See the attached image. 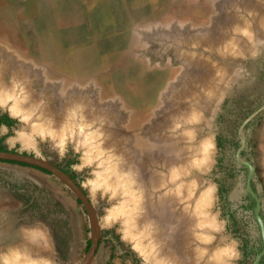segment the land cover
<instances>
[{"label": "rangeland", "instance_id": "rangeland-1", "mask_svg": "<svg viewBox=\"0 0 264 264\" xmlns=\"http://www.w3.org/2000/svg\"><path fill=\"white\" fill-rule=\"evenodd\" d=\"M58 1L13 0L6 7L10 28L0 30V82L28 102L22 108L25 117L11 114V99L0 104V114L14 123V137L21 140L10 152L47 161L78 185L94 210L96 252L100 248L106 264L121 257L131 264H153L135 250L131 236L123 237V210L132 202L120 193L115 170H129L151 200L162 193L169 197L174 186L164 159L183 156L189 168L181 176V191L186 195L191 186L198 195L211 192L205 215L227 237L215 249H232L229 264H264V0H91L90 27L80 21L85 27L75 31L79 36L56 28L66 22ZM245 24L250 35L242 32ZM43 116L54 118L59 127L40 134L34 127ZM81 119L85 123L79 126ZM205 137L211 146L203 161V149L197 148ZM194 151H200L195 153L199 164L190 158ZM47 174L52 181L45 180L44 187L51 186L53 193L49 202L42 199L43 210L50 205L53 214L62 215V204L70 207L71 202L84 218V249L68 263L80 264L90 244L89 217L72 191ZM163 178L169 187L160 186ZM111 210L114 218L108 216ZM214 232L208 233L212 242ZM3 248L0 243V257L8 253Z\"/></svg>", "mask_w": 264, "mask_h": 264}, {"label": "bare ground", "instance_id": "bare-ground-1", "mask_svg": "<svg viewBox=\"0 0 264 264\" xmlns=\"http://www.w3.org/2000/svg\"><path fill=\"white\" fill-rule=\"evenodd\" d=\"M248 9V7H247ZM251 9V8H250ZM254 9V8H253ZM259 11V10H258ZM263 12V11H262ZM248 13V12H247ZM256 13V11H255ZM260 13L258 12V15ZM257 15V16H258ZM262 18V17H261ZM260 19V18H259ZM264 18H262L263 20ZM246 21V20H245ZM241 22V21H240ZM260 22V20H259ZM243 24L245 22H242ZM249 25V23H247ZM234 26V25H233ZM242 26V25H241ZM240 26V27H241ZM235 27V26H234ZM243 27V26H242ZM236 29V28H233ZM240 30V28H238ZM237 29V30H238ZM251 30V28H250ZM233 31V30H232ZM241 31V30H240ZM239 32V31H238ZM242 32L245 34H249V27L245 24V26L242 28ZM251 32V31H250ZM227 35V34H226ZM239 37V36H238ZM247 37V36H245ZM250 38V36H248ZM247 37V38H248ZM229 38V37H228ZM242 38V37H241ZM199 39V38H198ZM232 39V38H231ZM226 40V39H225ZM232 41V40H231ZM234 41V40H233ZM230 42V41H228ZM236 42V41H235ZM227 43V41H226ZM231 43V42H230ZM234 45V42L231 43ZM217 45V44H216ZM227 46V44H225ZM230 45V44H229ZM228 45V46H229ZM232 45V46H233ZM227 47H225L226 49ZM234 48V47H233ZM218 49V48H217ZM230 49V48H229ZM228 49V50H229ZM233 50V49H231ZM225 52V51H224ZM233 52V51H232ZM235 52V51H234ZM226 53V52H225ZM228 53V52H227ZM208 60V59H207ZM209 65V64H208ZM212 65V64H211ZM219 69H222L220 67H218ZM211 69V68H210ZM218 69V70H219ZM212 70V69H211ZM214 70H217L216 68ZM217 70V71H218ZM221 71V70H220ZM206 72V71H205ZM219 72V71H218ZM217 72V73H218ZM211 73V72H210ZM216 73V71H215ZM214 74V73H213ZM219 74V73H218ZM216 77V76H215ZM214 78V77H213ZM217 78V77H216ZM218 79V78H217ZM215 80V79H214ZM187 81V80H186ZM4 83V84H3ZM10 83V82H9ZM212 84V83H211ZM10 85V84H9ZM13 85V84H12ZM208 86V84H206ZM205 85V86H206ZM13 87V86H12ZM211 88V87H210ZM207 89V87L205 89H207L209 92V89ZM16 90V89H15ZM21 91V90H20ZM18 92H13L12 89L6 84V82H0V104H4L5 102H7L8 100H12V104L8 105L10 107L9 111L11 112L12 115H21V117H25V115H27L23 110L24 107L28 104V102L24 101V96H20V94H17ZM210 94V93H209ZM20 96V97H19ZM171 96V95H170ZM209 96V95H208ZM194 98V97H193ZM32 99V98H30ZM197 101V100H196ZM31 102V101H30ZM27 103V104H26ZM30 104V103H29ZM76 104V103H75ZM33 106V104H31ZM35 106V105H34ZM23 108V110H22ZM195 108V107H194ZM189 109V108H188ZM192 109V108H190ZM189 109V110H190ZM197 109V108H196ZM21 110L23 112H21ZM187 110V109H186ZM194 110V109H192ZM60 111V110H59ZM70 111V110H69ZM72 111V110H71ZM195 111V110H194ZM194 111H192V113L194 114ZM32 112V111H31ZM36 112V111H35ZM44 112V111H43ZM183 112V111H181ZM197 111H195L196 114ZM199 112V111H198ZM169 113V112H168ZM190 113V116L192 117L193 115H191L192 113ZM189 113H185L186 115ZM184 114V115H185ZM194 114V116H195ZM199 113H197L196 115H198ZM71 115V114H70ZM183 115V114H182ZM185 115V116H186ZM39 116V115H38ZM44 117V116H43ZM81 117V115H80ZM83 117V116H82ZM189 117V116H188ZM42 118V117H41ZM41 118H39V120H41ZM57 118V117H56ZM181 118V117H180ZM193 118V117H192ZM195 118H197L195 116ZM84 119V117H83ZM81 119L79 123L80 125H83L85 122V120ZM86 119V118H85ZM182 119V118H181ZM187 120V118H185ZM55 119L51 118V117H47V118H43V122L39 123L38 125H36V127H34L36 129V131L41 133H45L47 132L48 134L51 132V130L53 128H58L57 127V123L53 122ZM57 120V119H56ZM197 120V119H196ZM180 121V120H179ZM184 121V120H183ZM181 121V122H183ZM193 121V120H192ZM39 122V121H37ZM41 122V121H40ZM51 122H53V124H51ZM67 122V121H66ZM74 122V121H73ZM191 122V121H189ZM188 122V123H189ZM196 122V121H195ZM75 123V122H74ZM77 123V124H78ZM174 123V122H173ZM180 123V122H179ZM184 123V122H183ZM186 123V121H185ZM43 124L46 127V130L43 129ZM65 124H69L71 127L72 126V122H67ZM164 124V123H163ZM86 125V124H85ZM88 125V124H87ZM189 125V124H188ZM140 126V125H139ZM165 126V125H164ZM175 126V125H174ZM63 127V125H62ZM65 127V126H64ZM68 127V126H67ZM86 127V126H85ZM80 128V127H79ZM185 127H182V129ZM63 128H61L62 130ZM65 129V128H64ZM71 129V128H70ZM69 129V130H70ZM141 129V128H140ZM67 129H65L66 131ZM184 130V129H183ZM60 131V129H59ZM58 131V132H59ZM68 131V130H67ZM71 131V130H70ZM180 131V130H179ZM185 131V130H184ZM183 131V133H184ZM37 132V134H38ZM95 132V131H94ZM193 132V131H192ZM196 132V131H195ZM53 133V132H52ZM55 133V132H54ZM53 133V134H54ZM132 133V132H131ZM137 133V131H136ZM177 133V132H176ZM186 133V131H185ZM191 133V132H190ZM23 134V133H22ZM59 138H60V144H61V139H63V134L59 132ZM94 134V133H93ZM98 134V133H97ZM134 134V133H133ZM180 134V132H179ZM89 135V133H88ZM138 135V134H137ZM177 134H175L176 137ZM184 135V134H183ZM192 135V134H191ZM190 135V136H191ZM22 136V135H21ZM25 136V135H24ZM51 136V135H50ZM55 136V135H54ZM187 136V135H186ZM96 137V136H95ZM148 137V135H147ZM178 137V136H177ZM181 137V136H179ZM24 138V137H22ZM84 138V136H83ZM89 138V137H86ZM135 138V137H134ZM138 138V137H137ZM162 138V137H161ZM174 137H172L171 139L173 140ZM182 138V137H181ZM193 138V137H192ZM204 138V137H203ZM85 139V138H84ZM170 139V140H171ZM175 139V138H174ZM177 141H181L179 140V138H177ZM191 139V138H190ZM24 140V139H23ZM57 140V139H56ZM88 140V139H87ZM164 140V139H163ZM169 140V141H170ZM109 141V140H108ZM148 141V140H147ZM150 143L152 141L149 140ZM21 142V141H20ZM33 142V141H32ZM58 142V141H57ZM113 142V141H112ZM116 142V141H115ZM28 143V142H27ZM99 143V142H98ZM166 144V143H165ZM170 144V142H169ZM91 145V144H90ZM110 145V144H109ZM113 145V144H112ZM138 145V144H137ZM26 146V145H25ZM89 146V145H88ZM161 146V145H160ZM174 146V145H173ZM183 146V145H182ZM196 146V145H195ZM210 140L209 138L205 137V140L203 142L200 143V145L198 146L197 149H199L200 151L203 149V151H201L203 153V157H201V160H208L209 159V148H210ZM108 148V147H107ZM184 149V147H182ZM191 148V146H190ZM189 148V149H190ZM150 149V148H149ZM194 149V148H193ZM119 150V149H117ZM140 150V149H139ZM159 150V149H158ZM174 150V149H173ZM176 150V148H175ZM99 151V150H98ZM149 151V150H148ZM157 151V150H156ZM160 151V150H159ZM165 151V150H164ZM199 151V153H200ZM87 152V151H86ZM101 152V151H100ZM103 152V151H102ZM171 152V151H170ZM193 152V151H192ZM89 153V152H88ZM96 153V152H95ZM164 153V152H163ZM175 153V152H174ZM199 154L197 151H194V155ZM102 154V153H101ZM108 154V153H107ZM121 154V153H119ZM181 154V153H180ZM190 154V153H189ZM116 155V154H115ZM138 155V154H137ZM162 155V154H161ZM172 156V154H170ZM169 155V156H170ZM187 154H185L184 157ZM155 156V155H154ZM165 156V155H163ZM167 156V155H166ZM192 156V155H191ZM198 156V155H196ZM190 157L192 158V161L196 162V164L200 163L201 160L199 159L200 156L196 157ZM109 157V155L107 156ZM123 157V156H122ZM161 157V156H160ZM196 157V158H195ZM200 160V162L198 161V159ZM89 159V158H88ZM107 159V158H106ZM110 159V158H108ZM162 160L164 159L161 158ZM193 159H197L196 161ZM137 160V159H136ZM99 161V160H98ZM111 161V160H110ZM191 161V160H190ZM86 162V161H85ZM109 162V161H108ZM164 166L167 168L168 170V177L169 180L171 181V185L174 186L173 188V192H175L172 195L175 196H169L166 197L164 193H162V196H158L156 197V199L151 200L150 197V193L149 196H145L144 194H148L145 193L140 189L141 187L139 186V182L137 183L136 178L133 179V177H130L132 175H128L127 171H125V167L123 165V170L122 171V166H121V170H115L119 171L116 173H120L119 176L116 175V177H119V182H121L120 184V188H123V192L120 193H125V195L127 196L128 194V198L129 200H131L132 202V206L129 209H125L123 210V212L126 214L124 221H122V223L124 224L125 228H122L123 231V237L128 238L130 237V240L133 242V247L135 248V250H137L141 255H144V257H146L145 259H148L150 261V263L152 262L153 264H229L228 261L233 258L232 255V249L227 245V247L224 248H218L215 249L218 246L221 245H225L227 242V237L225 235H223L221 233V229L218 225L214 224V219L211 218L210 216L207 217L205 214L207 213V205L209 203V199H210V193L209 191H205V192H201L199 193V195L196 193V191H193L192 189H190L191 186H189L187 189L189 191H187L185 189V192H189L186 195L183 193V191H181L183 184H181V176L182 175H186L187 174V161L185 159H183V156H177L176 155L174 157H171L169 160L168 158L164 159ZM163 162V163H164ZM117 163V161H116ZM122 163V162H121ZM156 163V162H155ZM193 162H191L192 164ZM206 163V162H205ZM108 164V163H107ZM123 164V163H122ZM121 164V165H122ZM195 164V165H196ZM119 165V164H118ZM194 165V164H193ZM192 165V166H193ZM100 166V165H99ZM105 166V165H104ZM108 167V166H106ZM110 167V166H109ZM114 167H117L114 166ZM191 167V166H190ZM113 167H110L109 169L111 170ZM118 168V167H117ZM195 168V167H194ZM264 168V165H263ZM107 168V171L105 169L106 172H108L109 170ZM116 169V168H115ZM119 169V168H118ZM128 169V168H127ZM95 171V170H94ZM104 171V170H103ZM101 171V172H103ZM113 171V170H112ZM156 171V170H155ZM100 172V175H101ZM157 172V171H156ZM155 172V173H156ZM196 172V171H195ZM194 172V173H195ZM99 173V171H98ZM113 173V172H112ZM149 173V172H148ZM158 173V172H157ZM103 174V173H102ZM106 174H110V173H106ZM105 174V175H106ZM133 174V173H132ZM154 174V173H153ZM166 174V173H165ZM99 175V174H98ZM97 175V176H98ZM99 175V176H100ZM107 175V176H108ZM164 175V174H163ZM106 176V178L103 179H107L106 181H108V177ZM110 176V175H109ZM112 176V174H111ZM139 176V175H138ZM114 177V176H113ZM115 177L114 181H117ZM101 178V179H102ZM159 178H161L159 176ZM262 178V177H261ZM97 179V178H96ZM100 179V178H99ZM98 179V180H99ZM151 179V178H150ZM142 180V179H141ZM140 180V182H141ZM149 180V179H148ZM166 180V179H165ZM104 182H106L105 180H102ZM162 182V184L160 186H165L164 182V178L162 180H160ZM160 181L158 183H160ZM97 182V181H96ZM104 182H101L104 184ZM112 182V181H110ZM108 182V184L110 183ZM118 182V185H119ZM150 182V181H149ZM183 182H185L183 180ZM182 182V183H183ZM91 183V182H90ZM116 183V182H115ZM144 183V182H143ZM143 183H142V189H143ZM168 183V182H167ZM166 183V186H168V184ZM93 184V183H92ZM107 184V183H106ZM113 184V183H112ZM154 183H151V185ZM157 184V183H155ZM95 185V184H94ZM97 185V184H96ZM116 185V184H115ZM181 185V187H180ZM192 185V184H191ZM99 186V184H98ZM153 186V185H152ZM151 186V187H152ZM156 186V185H155ZM154 186V187H155ZM158 186V184H157ZM159 186V187H160ZM165 186V187H166ZM193 186V185H192ZM118 187V186H117ZM147 187V186H145ZM144 187V188H145ZM153 187V188H154ZM158 187V188H159ZM163 187V188H165ZM169 187V186H168ZM185 187V185L183 186ZM92 188V187H91ZM148 188V187H147ZM156 188V187H155ZM162 188V189H163ZM171 188V187H170ZM181 188V189H180ZM211 188V187H210ZM112 189V188H111ZM157 189V188H156ZM208 189V188H207ZM115 190V189H114ZM169 190L166 188V191ZM197 190V189H196ZM147 191V190H146ZM154 191V189H153ZM165 191V192H166ZM172 191V188H171ZM155 192V191H154ZM170 192V191H169ZM193 192V193H192ZM161 193V192H160ZM159 193V194H160ZM121 194V195H122ZM144 195V196H143ZM152 195V193H151ZM154 195V194H153ZM131 197V199H130ZM145 197V198H144ZM187 197V200L185 199ZM124 200V199H123ZM126 200V199H125ZM124 200V201H125ZM128 200V201H129ZM186 200V201H185ZM122 201V200H120ZM131 202L128 204L131 205ZM128 204L126 205L127 208ZM147 205L146 207L149 209L147 212L144 211V209H142L143 207H145L144 205ZM123 205L125 206V203H123ZM121 208V206H119ZM129 207V206H128ZM145 207V208H146ZM118 208V205H117ZM119 208V209H120ZM122 209V208H121ZM134 209H138V211H136V213L133 211ZM142 209V210H141ZM110 210V209H109ZM116 210V209H115ZM114 210V211H115ZM118 210V209H117ZM146 210V209H145ZM163 210V212H161ZM112 211V210H111ZM121 211V210H120ZM133 211V212H132ZM118 213V211H117ZM123 213V214H124ZM116 215V213H114ZM122 214V215H123ZM120 215V214H119ZM109 218H114L113 217V211L110 212V214L108 215ZM118 216V215H117ZM124 217V215H123ZM107 218V217H105ZM105 220H109L108 218ZM122 220V219H121ZM207 226V229H204L203 226ZM140 228L139 231L137 233H133L131 230H133V228ZM24 230V229H23ZM34 230V229H33ZM38 230V228H37ZM30 231V230H28ZM35 231V230H34ZM212 231H215L214 233H217L215 240L212 242L213 236H209L208 233ZM31 232V231H30ZM28 232V233H30ZM33 232V231H32ZM35 233V232H34ZM37 233V232H36ZM38 234V233H37ZM129 235V236H128ZM214 235V234H213ZM32 236V235H31ZM31 236H29V238H31ZM38 236V235H37ZM36 236V237H37ZM40 236V234H39ZM13 237V236H12ZM35 237V236H34ZM35 237V238H36ZM32 240H34V238H32ZM39 240V239H38ZM44 240V239H43ZM128 240V239H127ZM35 241V240H34ZM42 242V241H41ZM35 243V242H34ZM37 243V242H36ZM43 244V243H42ZM42 244H39L38 241V245L37 246H42ZM45 244V242H44ZM35 245V244H34ZM36 246V247H37ZM216 246V247H215ZM32 247V246H31ZM35 247V246H34ZM8 253L7 254H3V256L0 257V264H47L44 261H41L42 259H36V255L34 256V253L30 250V252L28 251V249L24 248V247H16V248H10V246H6L4 247ZM3 248V249H4ZM30 248V247H29ZM41 248V247H40ZM40 248H36V251H41ZM32 249V248H31ZM43 249V248H42ZM33 250V249H32ZM46 251V250H45ZM35 252V251H33ZM48 252V251H47ZM37 257L39 258V254L37 255ZM45 260V259H44Z\"/></svg>", "mask_w": 264, "mask_h": 264}, {"label": "crops", "instance_id": "crops-1", "mask_svg": "<svg viewBox=\"0 0 264 264\" xmlns=\"http://www.w3.org/2000/svg\"><path fill=\"white\" fill-rule=\"evenodd\" d=\"M23 1L26 0H20L19 4ZM58 2L65 8L66 14L63 19L66 22L57 24V29L70 30L69 34L79 36L75 31L85 27L83 23L85 20L86 27H90L91 15L94 12L91 0H59ZM12 3L13 0H0V30L10 28V14L6 11V7ZM80 21H83L82 25ZM0 121L1 145L6 150H16V144L21 140L14 137L16 133L14 123L5 119L2 114ZM45 180L51 184L52 179L49 174L39 169L0 162V229L2 230L0 243L4 247L9 245L10 248L24 247L29 252L31 250L30 254L34 253L36 259H42L41 261L47 264H68L77 260L84 249L86 242L84 218L81 210L71 202L70 207L62 204V215L53 214L50 205L43 210L42 199L49 202L53 193L51 186L44 187ZM57 193L59 198L64 197L63 191L57 190ZM38 241L39 244L43 243L42 246H37ZM36 248H40L41 251H36ZM90 264H106L100 248ZM111 264H131V262L128 258L121 257L113 258Z\"/></svg>", "mask_w": 264, "mask_h": 264}, {"label": "water", "instance_id": "water-1", "mask_svg": "<svg viewBox=\"0 0 264 264\" xmlns=\"http://www.w3.org/2000/svg\"><path fill=\"white\" fill-rule=\"evenodd\" d=\"M0 161H11L16 163H22L45 170L46 172L58 178L72 191L75 197L81 202L90 220V226H91L90 244L86 254L84 255L80 263V264H90L97 249L98 222L88 198L84 195V193L78 187V185L68 175H66L63 171H61L57 167L53 166L47 161L29 155H23L21 153L10 152V151H0Z\"/></svg>", "mask_w": 264, "mask_h": 264}, {"label": "trees", "instance_id": "trees-1", "mask_svg": "<svg viewBox=\"0 0 264 264\" xmlns=\"http://www.w3.org/2000/svg\"><path fill=\"white\" fill-rule=\"evenodd\" d=\"M1 122V121H0ZM0 151H7L5 148H3V146L1 145V143H0ZM2 162H6V163H11V164H19V165H23V166H29V165H27V164H22V163H16V162H11V161H2ZM31 167H34V166H31ZM34 168H36V169H39V170H41V171H43V172H46L45 170H42V169H40V168H37V167H34ZM47 173V172H46ZM78 202H79V200H77ZM80 203V202H79ZM88 247H89V243L87 244V249H88Z\"/></svg>", "mask_w": 264, "mask_h": 264}]
</instances>
